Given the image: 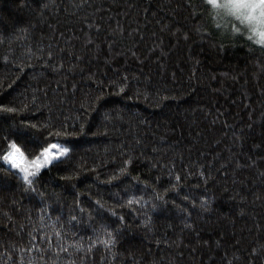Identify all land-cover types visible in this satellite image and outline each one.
Wrapping results in <instances>:
<instances>
[{"label":"trees","instance_id":"obj_1","mask_svg":"<svg viewBox=\"0 0 264 264\" xmlns=\"http://www.w3.org/2000/svg\"><path fill=\"white\" fill-rule=\"evenodd\" d=\"M0 264H264V46L206 0H0Z\"/></svg>","mask_w":264,"mask_h":264},{"label":"snow or ice","instance_id":"obj_2","mask_svg":"<svg viewBox=\"0 0 264 264\" xmlns=\"http://www.w3.org/2000/svg\"><path fill=\"white\" fill-rule=\"evenodd\" d=\"M206 3L213 9L225 8L232 15H235L238 19H240L241 23H247L250 26L253 35L258 37V39H256V43L264 46V0H223V3L221 0H206ZM7 110L13 111L11 108H8ZM9 147L14 151L10 150L3 156V159L5 161L11 160L12 167L20 168V165L17 162V154H20V149L17 147L15 142L10 143ZM51 147L55 148L56 145H51ZM68 151L69 149L67 147L61 146L58 155L66 154ZM53 159H58V156L54 157L53 154L46 148L44 149V158L42 163H35L34 168L38 171L43 164H51ZM20 170L23 173L22 178L24 182L31 187L33 181L30 179V176H35L36 171L29 172L27 167L21 168ZM177 180H179V177H177ZM133 202L134 201L132 199L128 200L129 204H132ZM135 202L139 203V201ZM72 219L75 220L76 218L73 217ZM41 221H43V217H41ZM56 235L59 236V232H57ZM107 235L109 236V239L102 241V243L106 246L112 243L111 233L109 232ZM32 239L35 240V237H32ZM76 247L79 248L80 245H76Z\"/></svg>","mask_w":264,"mask_h":264},{"label":"rangeland","instance_id":"obj_3","mask_svg":"<svg viewBox=\"0 0 264 264\" xmlns=\"http://www.w3.org/2000/svg\"><path fill=\"white\" fill-rule=\"evenodd\" d=\"M221 2L223 3V0H221ZM219 15L221 16V18H224L225 20L228 21H232V23L237 26H240L242 30L247 31V33L249 35H251L252 37H255L251 31L250 26L247 23H241L240 19H238L235 15H232L227 9L225 8H220L219 9ZM256 39H258V37H256ZM62 145L57 144L54 150L57 151H51V153L53 154L54 157L58 156V159L65 156L66 154L63 155H58L59 154V149ZM64 147V146H63ZM56 160V159H53ZM17 162L18 164L21 163V157H19V155L17 154ZM41 163V162H40Z\"/></svg>","mask_w":264,"mask_h":264}]
</instances>
